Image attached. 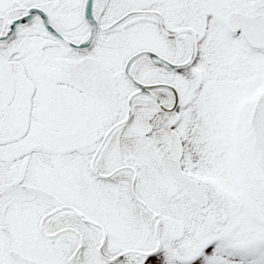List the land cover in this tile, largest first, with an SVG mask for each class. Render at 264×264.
Returning <instances> with one entry per match:
<instances>
[{"label":"snow or ice","instance_id":"6c2138e0","mask_svg":"<svg viewBox=\"0 0 264 264\" xmlns=\"http://www.w3.org/2000/svg\"><path fill=\"white\" fill-rule=\"evenodd\" d=\"M0 264H264V0H0Z\"/></svg>","mask_w":264,"mask_h":264}]
</instances>
